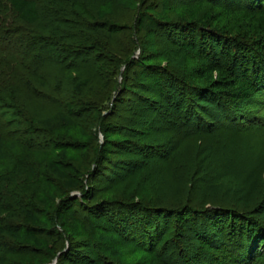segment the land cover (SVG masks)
<instances>
[{"label":"trees","instance_id":"obj_1","mask_svg":"<svg viewBox=\"0 0 264 264\" xmlns=\"http://www.w3.org/2000/svg\"><path fill=\"white\" fill-rule=\"evenodd\" d=\"M126 2L0 0V264H121L137 250L151 254L148 264L173 257L196 264L203 256L207 264H264L260 219L230 204L205 208L191 196L192 177L202 173L206 182L211 172L198 157L227 145L223 117L264 93V1L240 8L238 0H189L162 12L157 0ZM125 8L135 12L130 25L119 23L131 19L116 11ZM153 36L175 52L150 47ZM161 57L187 61L185 77ZM134 97L155 116L140 119ZM203 102L223 114L211 113L208 123ZM124 107V122L112 123ZM160 161L185 184L180 195L96 200L99 187L151 175ZM56 181L81 197L54 213L42 195Z\"/></svg>","mask_w":264,"mask_h":264},{"label":"rangeland","instance_id":"obj_2","mask_svg":"<svg viewBox=\"0 0 264 264\" xmlns=\"http://www.w3.org/2000/svg\"><path fill=\"white\" fill-rule=\"evenodd\" d=\"M126 1L128 3L131 2V0H125V2ZM157 1L159 3L153 2V5H156L155 8H158L157 10L162 12L161 10H163V8L165 10V9H169L168 7L171 6L177 7L184 4L185 3L184 1H189V0H157ZM238 1L240 2L239 5H241L240 8H243L247 3L251 2L252 0H249V2L248 0H238ZM257 1L263 2L264 0H257ZM215 3L218 4V2L208 1L209 5ZM218 5L223 6L224 3L219 2ZM128 7L130 6L128 5ZM125 9L124 10L117 9L116 11H118L117 13H119L121 19L126 18V16H130L131 19L127 21L122 19L119 20V23L130 25L132 24V20H133L132 17L135 12L127 8ZM149 40H150L149 41L150 47L154 46L155 48L158 45L160 48H163L162 51L163 53L166 51L175 50V47H171V45L165 40H163L161 36L159 37L153 36L150 37ZM140 53H141L140 50L137 51L134 57H139ZM160 59L163 62L164 66H168V62L172 63L175 66L177 72L179 70L180 75H178V77L180 78L185 77L184 71L188 67L187 61H185L184 59L176 60L175 58L172 57L169 58L168 61H166L167 59L166 57H161ZM180 68H182L184 71L181 70ZM191 82L192 84H196L195 81H191ZM143 94H145L146 96L148 95L146 93ZM149 96L152 98H156L154 94H149ZM132 99L134 101L132 102V107L135 108L137 112L136 114L140 119H145L146 117L148 118L155 116L154 111L152 110L151 107L148 106L149 104L146 100L144 101L142 99L135 97ZM110 106H111L110 102L106 104L104 111H102V113L100 114L101 118L104 119V117L110 113L109 110ZM202 106L204 107V110L203 111L201 110L203 112V113L201 112V115L208 123L215 122L213 115L211 113L217 115L223 114V111L213 103L203 102ZM33 110L36 111L35 107L33 108ZM233 111H234L233 117L224 116L223 119H225V121L223 122V124L221 123L220 125L223 127L226 126V128L221 129L220 132L223 135L222 141H224L227 145H225L223 149L219 148V152L216 153L215 156L208 155L206 157L205 155L203 156L201 155L198 157L200 160L205 159L204 165L202 167L205 166V168H209V169L211 168V172L206 182L204 177H202V173L192 177L194 181L192 184L193 193L191 194V196L196 204L206 203L205 205L202 206L205 208H211V205L226 206L228 204L232 205V207L238 206L245 208L248 210V215L250 214L252 218L260 219L264 224V133L262 131L264 128V93L263 92L258 93L252 98V100L243 103L238 109H234ZM169 112H170L169 114L170 116L176 114L173 108H171ZM128 115L129 114H127L125 107L123 109L119 108V110L117 111V115L113 117L111 122L115 124L118 123L119 120H121V122L123 123L124 120L121 118ZM42 116L39 115L40 118H43ZM177 116L179 117V120L182 119L181 118L183 116L182 112L179 111ZM231 118L233 120H230ZM234 121H236V124L238 126L236 129H234L233 127L235 123ZM179 122L180 121H178L177 123ZM96 133L99 138L100 144H104L103 135L98 130H96ZM176 134H178V132H176ZM206 143L207 145L205 148L207 152L210 151L212 153V150H210V145L211 143H213L211 138H208V140L205 141V144ZM203 144L204 142L202 143V146H205ZM194 149L193 147L189 148V151L192 152V154L189 152L188 157L190 160L195 159L193 156ZM213 150H217V148H213ZM116 158L117 157H113V159ZM122 158H124V155L122 156ZM62 162L65 163V160H62ZM162 167L163 165L161 164L160 161L157 163V166H155V172L151 175L149 173H143L137 175L136 177H131L133 179L128 181V183L126 184L124 183L122 185L109 187V188L107 186L99 187L98 190L99 195L97 196L96 200L97 201L104 199L113 200L114 198L116 199L118 197L120 199L121 197L125 199L124 196H126L127 194H131V198L134 200H139L141 197L148 199V196H152V195L155 196L156 192L158 196H161L164 199L175 198L176 197L175 193L177 195L183 193L185 184L182 183L180 180L178 181L177 178H174V176H171V173L166 174L165 170ZM216 180L218 181L217 184H215ZM54 183L51 182V184L46 185L44 194L42 195L43 203L51 202L52 205H54L53 207L54 213H56L57 206L61 205L63 200H66L68 198L72 199V198L81 197V193L79 191L64 193L63 190L61 189V183L58 181ZM154 184L156 186L155 188H149ZM162 185L163 187L159 188ZM188 186L191 187V184H189ZM85 188L86 191L89 190V185L85 186ZM170 201L171 200H164L166 204L173 205V203ZM183 204L184 203H182L181 205ZM173 227H174L173 229L176 228L175 223H173ZM72 230L76 232L80 231V229L77 226L76 227L73 226ZM189 236L192 237L191 233ZM190 240L193 241L192 243L195 242V239L193 240L190 238ZM133 254L134 255L130 256L128 252H126L125 256L118 259V262H120L121 264H148L149 258L151 257V254L145 255L140 250L134 251ZM208 259H209L208 256H203L196 262V264H207ZM76 260L80 261L79 258H77ZM174 262H175V257H173L171 260L172 264H174ZM56 263L57 260L53 262V264ZM31 264H39V263H31Z\"/></svg>","mask_w":264,"mask_h":264}]
</instances>
